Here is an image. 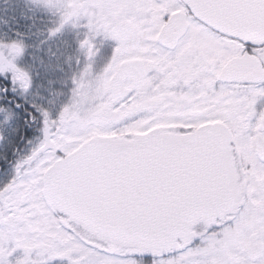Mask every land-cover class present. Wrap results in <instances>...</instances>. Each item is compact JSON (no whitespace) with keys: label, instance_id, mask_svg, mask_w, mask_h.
Returning a JSON list of instances; mask_svg holds the SVG:
<instances>
[{"label":"snow or ice","instance_id":"snow-or-ice-1","mask_svg":"<svg viewBox=\"0 0 264 264\" xmlns=\"http://www.w3.org/2000/svg\"><path fill=\"white\" fill-rule=\"evenodd\" d=\"M0 264H264V0H0Z\"/></svg>","mask_w":264,"mask_h":264}]
</instances>
